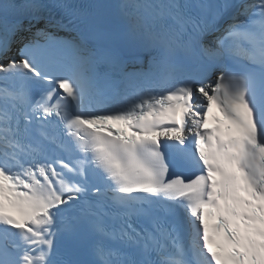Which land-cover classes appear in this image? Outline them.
<instances>
[{"label":"snow or ice","instance_id":"snow-or-ice-1","mask_svg":"<svg viewBox=\"0 0 264 264\" xmlns=\"http://www.w3.org/2000/svg\"><path fill=\"white\" fill-rule=\"evenodd\" d=\"M0 264H264V0H0Z\"/></svg>","mask_w":264,"mask_h":264}]
</instances>
